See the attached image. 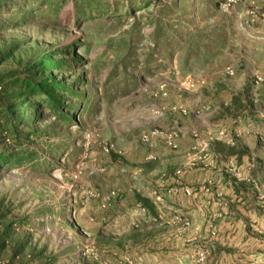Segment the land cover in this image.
I'll list each match as a JSON object with an SVG mask.
<instances>
[{
	"label": "rangeland",
	"instance_id": "rangeland-1",
	"mask_svg": "<svg viewBox=\"0 0 264 264\" xmlns=\"http://www.w3.org/2000/svg\"><path fill=\"white\" fill-rule=\"evenodd\" d=\"M0 4V76L42 77L51 59L56 68L48 73L71 90L58 93L65 117L29 100L24 116L8 125L18 88L0 83V152H16L0 165V264H162L148 255L161 241L160 224L147 220L137 192L144 166L129 163L127 152L144 155L143 131L181 135L171 119L162 124L175 112L217 107L224 116L218 101L236 86L245 62L226 47L230 15L215 0ZM171 93L207 101L191 109L163 104ZM213 120L220 121L210 117L192 135L201 147L228 133L224 124L210 131Z\"/></svg>",
	"mask_w": 264,
	"mask_h": 264
},
{
	"label": "crops",
	"instance_id": "crops-1",
	"mask_svg": "<svg viewBox=\"0 0 264 264\" xmlns=\"http://www.w3.org/2000/svg\"><path fill=\"white\" fill-rule=\"evenodd\" d=\"M222 1L215 0L230 15L223 25L226 47L237 49L238 59L245 61L236 86L218 101L224 116L219 117L217 107L209 113L175 112L162 118V124L170 126L166 121L171 119L180 125L177 149L154 137L139 139L143 156L127 152L129 163L144 166L137 192L144 198L147 220L160 224L161 241L159 252L149 250L148 255L161 256L162 264H264V84L255 83L256 74L264 75V21L246 25L239 18L244 5L226 12ZM256 1L264 7V0ZM162 98L165 105L190 109L207 101L198 94L189 101L176 93ZM214 116L220 121L208 122L210 131L224 124L228 133L208 137L202 148L192 135ZM198 242L203 247L193 249Z\"/></svg>",
	"mask_w": 264,
	"mask_h": 264
},
{
	"label": "trees",
	"instance_id": "trees-1",
	"mask_svg": "<svg viewBox=\"0 0 264 264\" xmlns=\"http://www.w3.org/2000/svg\"><path fill=\"white\" fill-rule=\"evenodd\" d=\"M56 62L57 61H52L51 59H48L46 61V64L48 65H46L44 68H46L45 70L47 73L46 75L42 77H38L35 74L32 77L19 76V77L14 78L12 81H7L8 77L0 76V83L5 82V81L8 82V83H3V85L1 86L6 87L11 84L13 88L14 87L18 88L17 92H15L16 94L14 97L16 99L17 98L20 99V102L17 103V105L19 106L18 109H15L14 111L11 110L10 112L5 113V117L8 120V125H10L11 122H13V120H18L19 118L24 116V114L21 113V112H24V108H22V106L26 104L27 102H29V100H33L31 101L33 103L32 106L37 107L42 104H46V105H49L52 108V110L64 115L63 110L60 109V107L64 106V103L61 101L62 95H58V93H59V90L65 93H68L71 90H69V87L65 85L64 83H62L60 80H56V78H54V75L52 73H48V70H50L48 69L49 68L48 66H52V68H56V65H55ZM35 99L38 101H35ZM14 107L15 106L13 105L11 108H14ZM0 112H3V111L0 110ZM17 125L18 124H14L11 128ZM11 153H12L11 149L0 152V165H4L5 163L4 161H6V159L8 158L7 156L11 155ZM12 155H13L12 157H14L16 155V152L12 153Z\"/></svg>",
	"mask_w": 264,
	"mask_h": 264
},
{
	"label": "built area",
	"instance_id": "built-area-1",
	"mask_svg": "<svg viewBox=\"0 0 264 264\" xmlns=\"http://www.w3.org/2000/svg\"><path fill=\"white\" fill-rule=\"evenodd\" d=\"M243 4L244 8L240 12L239 18L246 24L252 25L258 21H264V7H261L256 0H223L220 3V7L223 11H231L236 5ZM258 83L264 84V75L256 76ZM158 137L164 139L165 142L171 148H177L176 133L163 131L159 128L143 131L141 138L144 142H148L150 139Z\"/></svg>",
	"mask_w": 264,
	"mask_h": 264
}]
</instances>
